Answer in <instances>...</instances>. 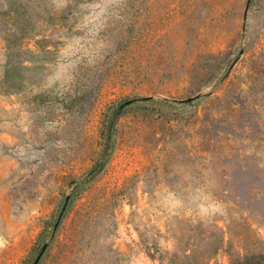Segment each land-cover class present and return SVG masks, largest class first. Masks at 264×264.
<instances>
[{"label": "rangeland", "instance_id": "rangeland-1", "mask_svg": "<svg viewBox=\"0 0 264 264\" xmlns=\"http://www.w3.org/2000/svg\"><path fill=\"white\" fill-rule=\"evenodd\" d=\"M0 264H264V0H0Z\"/></svg>", "mask_w": 264, "mask_h": 264}, {"label": "trees", "instance_id": "trees-1", "mask_svg": "<svg viewBox=\"0 0 264 264\" xmlns=\"http://www.w3.org/2000/svg\"><path fill=\"white\" fill-rule=\"evenodd\" d=\"M142 100L145 101L146 99H142ZM130 103H131V100L124 101L120 106H118V108L112 113V116L110 119V124H113L117 120V118L120 116L121 110L125 106L129 105ZM38 254H39V252H38ZM38 254H36V255H38Z\"/></svg>", "mask_w": 264, "mask_h": 264}]
</instances>
